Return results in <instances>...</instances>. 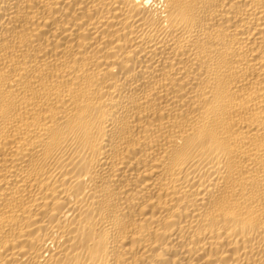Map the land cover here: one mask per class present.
<instances>
[{"label": "bare ground", "instance_id": "6f19581e", "mask_svg": "<svg viewBox=\"0 0 264 264\" xmlns=\"http://www.w3.org/2000/svg\"><path fill=\"white\" fill-rule=\"evenodd\" d=\"M0 264H264V0H0Z\"/></svg>", "mask_w": 264, "mask_h": 264}]
</instances>
